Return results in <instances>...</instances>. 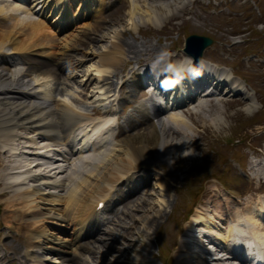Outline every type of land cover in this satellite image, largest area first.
Wrapping results in <instances>:
<instances>
[{
    "label": "bare ground",
    "instance_id": "6f19581e",
    "mask_svg": "<svg viewBox=\"0 0 264 264\" xmlns=\"http://www.w3.org/2000/svg\"><path fill=\"white\" fill-rule=\"evenodd\" d=\"M20 1L0 0V56L5 59L4 62L0 60V63L3 62L6 65L4 68H0V195L3 197L8 195L6 206H9L10 209H6L8 213L6 217L12 218V221H9L15 224L16 219L21 215L22 221L17 226L15 225L16 231L17 233H20L21 229L27 231L23 242L25 246L24 254L28 258L35 259L32 264H41L39 258L34 256V253H36L35 248L37 250L41 248L47 254H54L56 255L53 257L55 260L61 258V262H64L73 256L79 255L80 247L85 246L80 241L84 233L87 234V238H95L87 232L88 226L91 220L95 217L98 219L104 214L108 204L97 214H93V208L99 200H107L116 185L123 180L126 181L132 178L133 173L141 167L139 165L141 158L148 156L157 161L158 158L168 156L170 152L178 153L180 147L188 148L189 136L182 130L185 129L184 126H188L187 119L189 116L192 118L199 113L196 109L208 105L205 102L206 100L220 101L233 95H240L247 101L248 110L255 109L257 103L250 88L243 80L233 75L227 67L211 63L205 57L199 62H194L191 59L188 65L199 73L198 78L192 79L189 76L173 91H165V93L159 90L160 80L156 79L145 67L148 72L139 74H142L146 84L152 83L151 85L154 88L150 87V90L156 91L153 94L160 101L163 109L171 111L169 116L167 115L171 124L167 125L165 119L159 116L160 112L153 108L152 116L157 121L152 123L150 134L139 136L129 134L137 123L143 124L150 119L151 113L148 109L151 108V105L143 103L142 116L135 119L134 123H132L133 120L127 122L125 127L118 131V134H123L121 138H117L118 134L114 135L113 128L98 133L101 126H103V129L105 127L109 128L112 123H109L108 119L111 118L108 117L107 119L103 115L101 118L86 119L88 115L72 108L73 106L69 105L71 102H66L64 99L66 97H62V92H59L60 96L57 97V91L62 89L57 85L56 89L52 91L53 83L51 80H53L56 72L51 68V65L40 59L35 60L34 63L37 65L29 67L28 70L40 75V77L32 81L25 79L26 76L21 72L22 70L11 69L8 65L24 61L25 58L20 57L23 53L32 54L36 58H49L61 64L63 63L62 66L74 65L75 62H71V59H69L68 50L75 49L76 46L75 43L72 44V38L68 34H63L65 32L63 29L72 25L74 21L76 22L77 17L85 19L88 15H91L92 19L102 18L101 12L105 5L104 0H78L79 7L77 10L73 8L76 0ZM161 1L132 0L133 9L130 13H134L136 9L140 11L145 8L143 10L146 13V15L144 14V17H146L144 22L147 23L151 20L153 23L156 22V25H159V23L162 25L184 10L183 0H167L165 3ZM148 2H159V5L157 7V5ZM139 3H143V9ZM95 27L97 26L95 25ZM62 40H64V45L58 55H55L54 51L38 52L41 49L56 46ZM126 43H122L119 39L118 41L111 40L106 50H100L101 52L97 54V64H91V67H94L93 69L98 73H104L107 68L117 65L123 58V46ZM126 46H124L127 48L125 49L127 50L126 53L133 54L134 51L137 58L142 53L136 45L133 49L132 45ZM143 50L148 54L149 51ZM91 53L94 55L96 51ZM85 56H88L86 52ZM180 56L178 57L182 59L181 61L189 58L185 55L184 58ZM149 74H151V77H149ZM55 78H57V75ZM2 79H6V82H1ZM59 80L57 78L56 83L57 81L58 84L61 83ZM200 99L204 101H199ZM147 100L151 102L152 95ZM190 103L194 104L193 107L197 105V108L189 109L187 105ZM153 105L155 106V103ZM114 109L113 106H110L108 110L111 116L116 113ZM220 116L211 117L209 119L210 123L218 124L221 121ZM79 128H82V130ZM17 129L25 132L18 133ZM71 136L73 139L80 137L81 147L87 142L91 143L88 150L95 152L91 155L94 158L83 159L80 156L72 158L80 150L69 146L71 145ZM179 136L181 137L177 139ZM98 137L99 139H97ZM43 138L49 141L43 146H36L41 151L36 150L35 154L36 157L41 155L43 157L46 153L49 156L47 159L50 161H37L33 166L32 162L39 160L38 158L36 160L30 158L32 162L27 165H22L21 160L17 158L16 160L11 159V157L8 158L10 149H8L7 143L15 145L16 150L12 153L19 156L21 152H25L22 149L23 142L21 139L37 144L39 139ZM182 138L187 139L185 143L181 142ZM44 147L49 151L58 150L60 152L58 154L49 153L48 150L45 152ZM64 152L66 155L63 154ZM54 156L63 163L72 159L70 162L74 164L73 162H76V160L78 162L81 160L84 163L83 167L77 166L78 168H75L77 172L75 174L79 176L68 175L64 180H53L52 177L56 178L59 174L67 172L64 167L65 164L54 165L57 162L53 161ZM15 168H18V171H15V175L10 176L9 170ZM34 168H42L44 173L34 172L32 170ZM80 168L83 170L81 171ZM259 170L261 169L259 168ZM146 176L147 174H145ZM142 179L143 177H141ZM138 183V179L135 182L129 180L126 185L127 189L123 188L119 197H122L126 191L131 192L136 189L134 187ZM165 197L167 196L165 195ZM216 197L217 194L211 196L207 204L200 205L191 214L192 220L190 221L191 218H189L185 225L186 229L191 232L189 235L184 234L183 240L179 243L176 264H249L244 259H239L240 255H238L239 257L233 256L228 251L233 246L236 248L244 247V252L248 254L251 251L254 257L253 261L257 259L258 264H264V194L259 195L253 202L250 198L245 199V202L239 201V207L225 198V202L219 203ZM135 198L133 202L141 199L140 197ZM48 222L60 227L67 226L72 222L74 226L71 232L72 235L70 234L72 238L61 239L57 237V233H53L50 228L44 226ZM225 222L227 227L222 225ZM243 226L251 233L246 237L241 235V227ZM196 231H202L203 235L210 238L209 245L214 244L222 256H218V254L214 256L216 253L213 250V252L208 251L210 256H206L207 258L199 255L198 251H202V248L199 244H196L198 243L194 235ZM191 239L192 242H190ZM29 248L30 250H28ZM195 249L198 251H195ZM218 251L216 252L219 253ZM69 256L70 258H67ZM21 263L28 264L27 259Z\"/></svg>",
    "mask_w": 264,
    "mask_h": 264
},
{
    "label": "rangeland",
    "instance_id": "374dc122",
    "mask_svg": "<svg viewBox=\"0 0 264 264\" xmlns=\"http://www.w3.org/2000/svg\"><path fill=\"white\" fill-rule=\"evenodd\" d=\"M166 1L162 0L161 2L165 3ZM183 1L184 10L162 25L159 23V26L151 20L147 23L144 22L146 13L143 12L145 9L143 3H139L142 5L141 8H144L143 10L136 9V12L130 13L133 9L132 0H104L103 2L110 5L106 4L103 8L102 18L92 19L91 15H88L85 19H78L63 33L72 38V44L75 43V49L68 50L69 59H71V62H75L74 65L62 66L63 63L52 61L49 58H36V56L29 53L20 55L21 58H25L21 63L8 65L11 69L22 70L21 72L26 76L25 79L32 81L40 75L29 71V67L37 65L34 61L38 59L47 62L52 66L51 68L56 72L57 78L61 82L58 84L57 81L56 83L57 78L54 75L53 80H51L53 83L52 91L56 89L57 85L60 86L62 90L57 91V97L60 96L59 92H62V97H66L64 98L66 102H71L69 105L73 106L72 108L89 117L107 112L110 107L109 100L112 98L119 99L117 105H113L116 113L111 118L116 122L114 132L118 134V126L125 125L126 117L130 116L134 120L140 116L141 110L143 112V103L150 105L147 99L152 94H149L148 90L146 91L143 86L138 84V79L134 76L136 68L143 64H152L157 54L163 49L174 53L173 61H181L182 59L178 56L181 55L180 57L184 58L182 47L185 37L189 34L206 35L213 39V43L205 49L204 57L210 62L230 68L238 77L245 79L257 101V107L248 110L247 101L243 96H241L242 98L232 96L220 101L206 100L205 102L208 105L196 109V111H199L198 114H195L192 118L186 114L189 116L187 119L188 126H184L185 129L182 131H185L186 135L189 136L188 148L180 147L178 153L170 152L168 156L158 158L157 161L148 156L141 158L140 163L144 168L140 169V173L143 174L147 170L150 179L131 196H124L119 203L115 202V206L110 207L107 212L106 219L90 227L100 228L92 233L96 239L89 237L83 242L85 246L79 249V255L72 258L67 257L70 259L64 262H61V258L55 260L53 257L56 255L54 254H47L41 248H38V250L35 248L36 253H34V256L39 258L41 264H58L59 262L62 264H161L157 256V249L176 246L179 232L185 226L184 222L179 225L180 221L182 222V211L190 200L184 191L188 188L187 182L190 177L195 173L191 165L196 162H201L204 166L203 175L214 171L225 172L227 179L230 180L226 181L227 185L237 191L235 193L231 191L232 193L229 194L214 177L207 179H202V175L198 178L195 177L193 182L189 181L190 186L194 185L196 188L201 184L205 185L201 193V199L196 204L197 207L207 204L214 194H217L216 200L219 203L225 202V198L231 200L238 207L239 201L245 202V199L250 198L253 202L259 195L264 194V119L261 122L255 120L252 123H243L246 122L243 121L240 125L238 124L243 118L254 115L261 116L260 110L264 109L263 102H261L264 101V0ZM148 3L157 5V7L159 5V2ZM78 7L79 3L76 0L73 8L77 10ZM48 31L50 32V30ZM117 38L122 43L129 40L124 46L132 45L133 49L136 45L137 49H141L140 57L137 58L134 51L133 54L126 53L127 50L125 49L128 46H123L122 60L117 65L107 68L109 72L98 73L93 69L94 67H91V64H97V54L102 50L105 51L111 40L118 41ZM63 43L64 40L56 46L41 49L38 52L54 51L55 55H58L64 45ZM143 49L149 51V55L143 52ZM93 51H96V55H92L91 52ZM85 52L88 56H85ZM1 57L0 60L4 62L5 59ZM3 62L0 63V68L6 66ZM1 82H6V79H2ZM199 101L204 100L200 99ZM138 104H140L139 108H137ZM193 105L190 103L187 107L194 109L197 106L193 107ZM170 112L163 109L160 112V116L165 119L167 125L171 124L168 120ZM217 115H222L224 118L218 124H215L217 128L221 129L219 132L213 131V123L209 121L211 117ZM156 121V118L151 115L150 119L146 121L147 123L135 125L129 134L133 136L149 135L152 123ZM225 121L228 123L227 127H224ZM235 129L237 133H234ZM17 131L18 133L25 132L20 129H17ZM122 136L123 134L120 133L117 138ZM230 137L235 138L234 142H228ZM184 139L182 138L181 142L185 143L187 139ZM21 140L23 142L22 149L25 152L18 153L19 156L16 153L13 154L12 152L16 150L15 145L7 143V147L10 149L8 158L11 157L15 160L17 158L21 160L22 165L31 164L32 160L30 158L33 160L38 158L39 160L32 162L33 166L37 161L46 160L42 155L36 157L35 152H37L36 150L41 151L36 146H43L48 140L39 139L37 144L31 141L26 142L25 139ZM216 149L223 153L224 163L218 161L215 153ZM44 150L46 152L48 149L44 147ZM30 152L34 153L31 154ZM48 152L58 154L56 151L48 150ZM93 154V151L88 153L86 151L84 154L74 155L72 158L80 156L83 159H92L94 158L91 156ZM71 160L54 164H65L63 166L67 169V172L59 174L56 178L52 177L53 180H64L68 175H78L72 169L77 166L83 167L84 163L81 160L79 162L76 160L72 164ZM32 170L44 173L42 168ZM80 170L83 169L80 168ZM15 171H18V168L9 170V175H15ZM241 173L244 178H237L236 174ZM7 197L8 195H4V197L0 195V264H22L21 262L25 261L27 257L24 254L25 246L23 243L27 231L22 229L20 233L16 231V226L22 221L21 215L16 219L15 224L11 222L12 218L6 217L8 215L6 209H10L9 206H6ZM135 197L141 199L133 202L136 199ZM144 201L146 203H143ZM196 206L193 211L197 208ZM242 209L244 208L242 207ZM175 219L178 220L177 223H175ZM226 224V222L222 223L223 226L227 227ZM44 226L50 228L53 233H57V237L61 239L72 238L71 232L74 227L72 224L60 227L48 222ZM241 228V230H246L248 234H251L245 226ZM207 247L213 248L216 253L214 244ZM177 250L175 259H173L174 253L171 254L172 264H176ZM214 256H217V254ZM218 256H222V254Z\"/></svg>",
    "mask_w": 264,
    "mask_h": 264
},
{
    "label": "clouds",
    "instance_id": "9594fccd",
    "mask_svg": "<svg viewBox=\"0 0 264 264\" xmlns=\"http://www.w3.org/2000/svg\"><path fill=\"white\" fill-rule=\"evenodd\" d=\"M174 53L163 49L161 50L155 60L150 65V73L158 80H160V86L163 91H173L184 79L191 76L192 79H196L199 73L190 68L188 65L191 62V58H185V61H173L172 57ZM163 77V79H161ZM220 119H224L220 116ZM228 123L225 121L224 127H227ZM213 131L219 132L221 129L217 128L215 124L212 125Z\"/></svg>",
    "mask_w": 264,
    "mask_h": 264
},
{
    "label": "trees",
    "instance_id": "16d2710c",
    "mask_svg": "<svg viewBox=\"0 0 264 264\" xmlns=\"http://www.w3.org/2000/svg\"><path fill=\"white\" fill-rule=\"evenodd\" d=\"M263 116H264V111L261 112V117H263ZM238 124H240V123H238ZM234 133H237L236 129L234 130ZM234 139H235L234 137H231L228 139V142L232 143V142H234ZM215 153L218 157V160L221 161L222 163H224L225 157L222 154V152H220L219 150H215ZM193 170H195V173L193 174V176L190 177V182H193L195 177L198 178L201 175L203 177L202 179H207L209 177H215L223 184H225L227 180L230 181L229 179H227V176H226L225 172H223V171L222 172L214 171V172L208 173L207 175H203V171L205 170V168L201 163L193 164ZM236 177L239 178V176H237V175H236ZM202 189H203V185H199L195 188L194 185L190 186V184L188 182V188L186 191V194H188L190 196L189 203L186 205L188 212L190 211L193 204L199 200Z\"/></svg>",
    "mask_w": 264,
    "mask_h": 264
},
{
    "label": "water",
    "instance_id": "95a60500",
    "mask_svg": "<svg viewBox=\"0 0 264 264\" xmlns=\"http://www.w3.org/2000/svg\"><path fill=\"white\" fill-rule=\"evenodd\" d=\"M212 43V39L207 36L191 34L184 40L183 51L190 55L194 61H199L204 49Z\"/></svg>",
    "mask_w": 264,
    "mask_h": 264
}]
</instances>
